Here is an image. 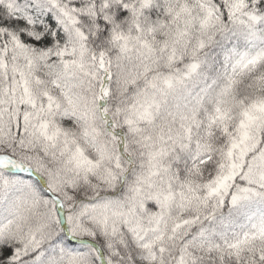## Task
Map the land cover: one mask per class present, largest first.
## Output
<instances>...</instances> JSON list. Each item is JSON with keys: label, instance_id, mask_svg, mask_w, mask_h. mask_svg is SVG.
<instances>
[{"label": "snow or ice", "instance_id": "snow-or-ice-1", "mask_svg": "<svg viewBox=\"0 0 264 264\" xmlns=\"http://www.w3.org/2000/svg\"><path fill=\"white\" fill-rule=\"evenodd\" d=\"M0 264H264V0H0Z\"/></svg>", "mask_w": 264, "mask_h": 264}]
</instances>
